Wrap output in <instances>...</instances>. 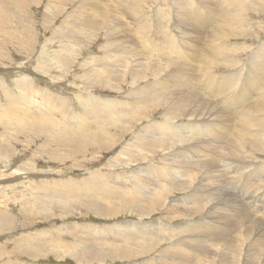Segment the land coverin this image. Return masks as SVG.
<instances>
[{
    "label": "rangeland",
    "instance_id": "rangeland-1",
    "mask_svg": "<svg viewBox=\"0 0 264 264\" xmlns=\"http://www.w3.org/2000/svg\"><path fill=\"white\" fill-rule=\"evenodd\" d=\"M171 1L172 3H174V5L171 3ZM171 1L170 0H162V1L161 0H97L96 2V0H0V264H166V263L168 264L169 263L170 264H240V263L255 264L254 260L259 262L261 260H264L262 254L263 252L261 251L262 249H264V243H263L264 242L263 240L264 239V174H261L260 175L261 177H259L258 175V173L259 174L264 173V142L262 141L263 142L262 146L261 144L257 145L259 151L255 153H252L251 149L248 150L249 148H245L244 151L245 153H241V151L239 150L240 148L238 149L237 147L238 146L237 144L239 143L236 141L244 140L245 142L253 143L256 140L253 137H257V136L251 135L250 133L247 132L243 133L240 129L242 127V123L238 121L240 120L239 117L242 114V112L235 113V112L227 111L228 112L227 113L225 110H220L221 107L226 108L224 106L226 103L223 101L221 102V98H222L221 95L209 96V93L207 92L204 84V83L208 84V86L211 87V92H212V86L209 84L208 77L205 76L206 72L209 70L211 75H214L212 80L217 85L219 84L220 79L224 78V76H230L235 78L238 77L236 84L241 85L242 78L244 80L243 77L244 73H246L249 70V68H251L249 64L253 60V56H252L253 52L264 48L263 46L264 45V0H262L263 2L261 0H259L260 2H258V0L257 1L242 0V2L239 3L237 2L236 4H232L233 0L230 1V3H228L229 0H221V1L220 0H212V1L185 0L188 3L184 2L183 0V3H185L184 7L178 6L177 0H171ZM157 2H159V4ZM223 2L225 3V6ZM240 3H242V5ZM248 3H250V5ZM219 4H221V6ZM168 5H170V7ZM190 5L192 6V8L194 6V8L193 9L190 8L191 7ZM199 5H201L203 9ZM154 6L155 8L153 10ZM186 6H188L189 8L188 7L186 8ZM226 6L227 7L231 6L229 8L234 7V10L231 11L232 9L229 10ZM235 6L238 8H235ZM155 9L156 12H154ZM218 10H220V13L222 12L221 15L223 16H221L220 13H218L219 12ZM226 10H228L229 12L228 11L226 12ZM181 11H183L184 13H181ZM82 13L84 15H82ZM154 13L155 14L158 13L156 14L157 16H155ZM161 14H163V16ZM173 15L174 17H172ZM83 17H88L89 19H91L93 23L91 24L92 26L90 24H86V25L83 24L82 23L84 22L82 20ZM116 17L120 19H117ZM158 17L160 19H158ZM200 17L201 20L203 19L202 21L200 20ZM221 17H223V19ZM228 17H229V22L227 19ZM115 18L118 23L116 22V20H113ZM162 18H164L163 19L164 21L161 20ZM184 18H186L187 20L185 21ZM240 19L242 20V22L240 21ZM155 20L160 22H157ZM80 21L82 24L80 23ZM214 22H216V24H214ZM228 25L231 27L230 29ZM126 26H128L127 28L129 30L126 28ZM130 26L132 28H130ZM202 26L204 28H202ZM242 26H244L245 28ZM137 28L140 29L141 31L140 30L137 31L138 30ZM242 28L244 29L242 30ZM151 29L153 30L151 31ZM177 29L183 34L178 32ZM173 31L177 34H175ZM141 32H143V34ZM122 33L123 34L125 33L124 36ZM216 33L217 34L219 33L221 38L220 40H219V36ZM169 35L172 37L175 44H180L178 46L184 49L181 50L180 48L177 51V49L170 47L171 46L170 42L167 43V39H169ZM178 36L180 40H178L179 39ZM161 39H163L164 41ZM214 39L216 40V42ZM152 42L154 43V46ZM187 42H189L190 44L189 43L187 44ZM210 44L211 45L214 44L215 47H217V45L220 44L217 48H220L219 51L221 52L214 53L213 48ZM125 46L126 48H123ZM127 46L131 48V50ZM250 46H251V50H250ZM126 49L130 51L126 53ZM225 49H227L228 52ZM208 50H210L211 52L213 51L212 52L213 54H217V55L219 54V56L214 55L213 56L215 58L214 59L212 57V53ZM131 51L132 53L130 54ZM159 51L162 53V55ZM145 52H147L148 54ZM156 52L159 54L156 55L157 54ZM231 52H235V53H231ZM249 52L252 54H250ZM165 54L167 55V57ZM194 54L196 56H194ZM233 58H235L236 60ZM250 58L252 60H249ZM160 60L161 63H159ZM176 60H178L179 62H177ZM257 60L259 59L257 58ZM145 61L147 62L149 61V62L147 63ZM216 61L222 62L221 63L222 65H220V63L219 62L217 63ZM223 62L225 64L230 63L229 64L230 67L227 64L224 65ZM170 64L172 65V67H170L171 66ZM194 64H198L199 67L198 65L195 66ZM203 64L205 66H203ZM150 65L151 66L153 65L152 66L153 69ZM173 66L176 68H174ZM160 70L162 71V73ZM169 70L170 72H168ZM185 70H187V72ZM243 70L245 71L243 72ZM155 73H157V75H155ZM231 73L233 76L231 75ZM161 74L162 76H160ZM257 74L253 77V84L258 83V87H261L260 88L261 90H259L258 87L252 89L250 95L252 96V98H250L244 103V109H247L244 111L245 112L250 111V113L248 114L252 116L251 118L252 123L257 124L256 121L258 120L260 121V125L263 124L262 126L264 127V121H263L264 84H262L264 81L263 79L264 75L259 73ZM133 76H137L138 80L133 82L134 80ZM156 76L157 77L159 76V78L156 79ZM216 77H218L219 79L217 78L216 80ZM205 78L207 79V82H204ZM200 80L202 82H200ZM158 81L159 82L163 81L166 83V88H165L166 91L164 88H159V90L156 89L155 92L160 91L159 93H164V94L169 93L168 94L169 96L166 95L168 99L166 97L165 98L171 104L174 102L178 103L179 108L182 109V110L178 109L181 113L175 109L171 110L168 106H166L167 105L165 104L166 99L163 97L157 98L155 97V95L148 96V94L140 93V89H144L145 87H146L145 89H149L153 84H159ZM184 82L186 83V86L184 85ZM28 83L29 85H27ZM170 85L172 86L170 87ZM176 85L179 87H177ZM192 87H194V90H191L193 89ZM200 88H202V90ZM24 89H26L27 91ZM160 89H162L163 91H161ZM196 89L197 90L199 89V91H197ZM136 92H139L141 95L140 96L137 95ZM230 92L231 90L227 91V93H225L224 98L228 99L227 97L229 96ZM217 93L218 92L215 91V93L213 94H217ZM198 94L200 95L198 96ZM207 96L209 97L207 98ZM26 97H30V98H26ZM46 98L50 99L49 100L50 103L47 102L48 105L45 104L47 100ZM82 98L83 100L85 99L89 100L91 98V99H96L98 101L101 99H103L102 101H111V100L120 101L118 105L119 108L122 110V114H121L122 116L118 115V118L122 117V119L115 124L117 125L116 127L113 126L109 127L108 124L105 123V125H107L109 130L111 131V133L108 134L109 137H111L110 138L111 141L112 140L117 141L116 145L113 148L99 149L98 148L99 146H97L94 143H90L89 145L85 146L86 148L84 149L83 152H80V154H78L79 152L74 150L75 148L67 147V143H64L70 141L71 143L76 145L78 138L80 140H83L84 137L86 136L87 131L83 132L81 137H80L81 134L79 132H73L71 134L66 135L67 132L73 130L72 128H67V127L77 125L78 123H84L83 116H81L82 117L81 119H78L81 114V111H83L81 108L82 106L79 107V105H81L80 101L82 100ZM187 98L189 100H186ZM195 98L198 99L196 100ZM203 98H205V100L208 103ZM209 98L210 101H208ZM175 99L178 101H176ZM254 99L256 100V102ZM32 100L33 102H30ZM182 101H184L185 103ZM180 102L184 104H181ZM188 103H190L191 105H187ZM40 105L42 106V108L40 107ZM37 107L38 109H36ZM186 107H188V110L186 109ZM211 107H215V109L213 110L214 113L217 112L216 115L217 114H218L217 116L221 115V117H217L214 114L211 115L208 113L206 114L205 113L206 111L210 112L209 108ZM8 111L10 114L8 113ZM17 111H20L19 114ZM12 112H14V114ZM16 112L17 114H15ZM36 113L37 116L39 115L40 116L39 118L42 120L45 117V120L42 121L39 118L37 119ZM188 113H189V117H185L188 116ZM193 113L196 115H194ZM76 114L77 115L79 114V116H77ZM227 116L230 119H228ZM51 118H55L54 120L57 119L56 121L58 122L57 125L58 127L53 126V122H51L52 121ZM90 118L91 117H89L88 118L89 120L87 119L86 121H90L91 120ZM168 118L172 119V121L169 120ZM185 119H189V120H187L186 122ZM92 121H90L89 124L93 125ZM231 121L233 124L231 123ZM36 122L40 123L39 124L40 126L43 125V128L41 129V127L38 126V124L36 126L35 125ZM48 122L50 123L48 124ZM166 122L167 123L171 122L170 126ZM45 123H47L48 125ZM97 123L99 130H103V127H101L103 126L102 124L104 123L102 116L98 118ZM185 123L198 124V126L200 127H205L204 125L205 123L207 124L206 125L207 127L208 124L214 123L213 125H209V126H213L212 129H214V132L213 133L211 132V135L209 136L198 135L196 140L190 139L189 143H185V141L188 140L187 136H190V134L188 133L180 134L178 131H175L171 133V136H169L170 135L169 134L168 135L169 139H166L162 144L159 143L158 141L156 142H150L151 140L147 141L144 144L142 150L139 149L141 147L139 144L137 146H135L134 144H130L134 140H138V139L140 140V138H138L137 136L138 135L141 136L140 135L141 131L144 129L153 128L160 125L161 128H159V131L160 133H162L166 131L165 125H167V127L169 126V128L174 131V128L172 127L178 128V126L182 127V125L184 127V125H186ZM236 123L239 124L240 127ZM53 127H56L55 129L57 130H54ZM163 128H165V130H163ZM89 133H90L89 137L91 138L93 135L96 134V131L95 130L89 131ZM60 134L65 135V137L62 136L60 139L61 136ZM146 134L148 135V137L149 135L151 136L149 132H147ZM215 134H220L222 138L219 140L216 139L215 141H213L212 144L209 145L211 148L212 147L213 148L212 150L210 148L211 151L207 152V154L203 153L202 151L201 152L197 151L198 153H201L199 155V158H197L198 156H196L195 154L196 149L198 148V150H202L201 146L206 145L209 142V140L213 139V136ZM240 135H241V139H240ZM244 135H246L247 137ZM53 138H57L59 140L56 139L57 140L56 141ZM170 141L172 143H170L169 147L164 146L165 142H170ZM196 145H198L199 147L184 149V147H192ZM178 146H180L181 149L178 148ZM228 146L231 149H228L229 148ZM125 147L134 150L135 151L134 154L138 158L137 157L133 158L132 162L131 160L127 159V155L121 153V151ZM173 148L176 149L174 150ZM175 153L176 154L183 153V155H187L185 157L182 156V158H184L185 160L186 159L189 160L191 158L190 160H195L199 162H209V167H206V169L209 170L210 172L207 171L206 169L205 170L202 169V171H200L198 174L197 181L198 178H201L203 181L198 183L196 182V184L192 182L191 185H188L187 189L177 188L178 190L172 192L169 191V189L173 187L172 186L173 184L171 185L169 184L172 187H169V185H166V187H164L165 185L162 186L166 193L163 192L164 194L160 197L161 198L160 199L158 194L159 193V189H158V191L156 192L157 201L155 202L152 200L150 201L149 205L152 204L153 206H155V208L151 207L153 210L151 209V213L149 215L141 217V215L139 216V213L136 210H122L118 214L105 216V215H100L96 213L95 210L93 211V209L85 206L88 204L82 199L80 193L84 191L83 188H85L86 186L91 187L94 184L96 185L97 182L102 187L108 186L110 184L108 186L109 191L113 193L115 192V194L119 195L120 191H118V189L122 188L120 187L121 185L119 184L122 183L123 184L122 186L126 185L125 189L127 190V194L129 195L131 193L130 196H133V194H135V191H133L134 183L130 182L128 180L129 177L127 176L133 173H135L136 176H144V174L137 173V170L144 169L143 165H140L141 161H143L142 160L143 155L146 154L148 156V159L150 161L147 162L149 164L151 163L152 159H154L153 160L155 161L154 163L157 164L159 163L160 160H163L164 162L165 158L170 157L172 154ZM204 156L205 159L207 158L208 159L205 160ZM231 156L234 159L233 158L231 159ZM218 157L220 160H218ZM239 158L241 159V162ZM236 159L239 161H236ZM232 160L235 162H233ZM170 161L172 162V159L169 160L167 163H171ZM219 161L222 162L223 165L222 163L220 164ZM220 167L222 170H220ZM124 170L125 172H122ZM258 170H260L261 172H258ZM118 173H123V174L117 175ZM244 174L246 175L244 176ZM248 174L250 175L248 176ZM238 175L242 177L241 180L235 179V177ZM255 176L256 177L258 176L257 180L256 178H254ZM245 177L247 178V180ZM68 181L70 184L68 183ZM187 181L188 179L184 178L183 180L177 182L178 183L183 182L184 184V182L187 183ZM156 182L154 186H150V187L156 188L155 186H157V184L160 183L158 180H156ZM203 183L209 184V185L206 184L208 186L206 188L208 194L211 195L210 196L211 199L209 198L207 202H210V205H213L211 207L206 206L207 204V202L205 201L206 200L205 195L207 194L206 188L199 187V189H201L200 193L196 191L198 189H195L196 187L201 186ZM245 183L248 185H246ZM254 183H255V187H259V190L252 188L254 187ZM117 185H119V188L116 190ZM180 186L181 185L179 184L178 187ZM129 188L130 189L133 188L132 191L129 190ZM194 191H195L194 193L195 196L193 197L194 200L191 207L190 205H187V202L189 200L188 198H191V196L189 195L193 194ZM197 193L199 194V196H197L198 195ZM165 198L167 200L162 201L165 200ZM157 203L158 205L156 207ZM173 203H177L179 206L174 205ZM194 203L199 205V208L196 207ZM126 205L130 206L124 200L117 201L110 199L102 207L121 208V207H125ZM173 205L175 207H173ZM185 209L187 210L184 212ZM176 210L178 213L175 212ZM239 211L242 212L240 213ZM168 216L170 218H168ZM162 217L167 218L163 223V225L166 227L164 228L163 226L164 229L161 228L162 230L159 231V228L156 227H158L159 225L158 222L162 221L160 220ZM221 218L223 219V221ZM202 221H208V225L210 224L209 225L210 228H212V226L213 227L221 226L220 227L221 230L218 231L215 230V232L209 230L207 232L204 231V233L202 234H204V236H206L208 240L206 242H203L204 244L201 243L199 245H196L195 246L196 249L191 248V246H193L194 244H192L193 241L188 239L195 237L194 235L195 233H197V228L191 227L189 230L187 224L189 225L191 224V226H194L196 225L195 223L198 222L197 223L198 226V224H203L200 223ZM220 221H222L223 223ZM144 222H146V224ZM127 223L128 225H131L130 227L133 228L134 230L133 231L132 229H126L127 233L128 230H130L129 231L130 234H134L137 232L135 230L138 229L137 225L141 227L139 228V234H138L139 237L140 236L141 237L138 240L144 239L142 237L143 231L141 230L146 229L144 235L147 236L146 237L147 239L151 238L149 240L150 242L149 241L146 242L150 247L147 245H145L146 246L145 247L144 244L146 243H144L142 246L139 247L135 243L134 245H130L127 242L123 244L124 247L121 246V248L119 246H109L110 247L109 250H107L105 246H104L105 248L103 247L97 248L100 244H97L93 248L87 246L89 245L88 243L92 241V239H94V237L92 238V236H88V235H90V233H94L96 235L98 232V231L96 232L95 228H98V230L101 232H102V228L113 229L115 231H118L120 228L123 229V226L126 227L127 225L125 224ZM223 224L227 227H225ZM147 225L149 226V228L147 227ZM73 227L76 229H74ZM89 227L90 228L92 227L94 229L92 230V228L90 229ZM238 227H240L239 230ZM150 228H152V230L153 229L155 230L151 231ZM168 228L169 229L173 228V230L176 231V234L178 233L179 236L178 234L177 236L173 234V236L170 237V235L172 234L167 233ZM148 229L150 230V232L147 231ZM186 229L189 232H187ZM84 231L86 233L88 232V234H86ZM103 231L106 230L104 229ZM163 231L166 232L164 233ZM148 232L151 233L152 235L150 236ZM229 232L232 234H230ZM108 233L110 234V232ZM221 234L223 236L225 235L224 236L225 239L218 240V237L219 238L222 237ZM112 235H115V233H112ZM155 235L157 240L155 238ZM159 235L161 237H159ZM211 235H213L214 236L213 238L215 239L209 238L211 237ZM78 236L83 242L80 241ZM152 236L154 237L152 238ZM184 236L190 237V238H186L189 242H191L189 245H186L187 241H181V239H183ZM234 236H236V239L234 238ZM104 237L107 238V235L105 234ZM118 237L117 240L122 239L121 238L122 236H118ZM165 237L167 238L165 239ZM39 238L40 241H38ZM101 238L102 237H99V239ZM155 240L158 241V243ZM128 241H135V240L129 238ZM233 241H235L234 242L235 244L233 243ZM249 241L252 244V250L255 249L254 254H252L253 251L249 252V247L247 248V246H245V245L249 246L250 244ZM153 242H154V246H153ZM170 243L172 246L170 245ZM205 243L208 245H205ZM34 244L37 245L36 248L32 247ZM46 245L47 247H44ZM142 250L143 253L145 252V254H141ZM177 251L178 252L180 251L181 253L180 252L178 253ZM257 251H259L258 254H256ZM108 255L110 256L108 257ZM96 256L98 258H96ZM252 256H254V260L251 258ZM196 257H198L199 259H197ZM183 258H185L186 260H183ZM166 259L169 262L166 261ZM174 260L176 261L174 262ZM196 260L198 261L196 262Z\"/></svg>",
    "mask_w": 264,
    "mask_h": 264
},
{
    "label": "bare ground",
    "instance_id": "bare-ground-1",
    "mask_svg": "<svg viewBox=\"0 0 264 264\" xmlns=\"http://www.w3.org/2000/svg\"><path fill=\"white\" fill-rule=\"evenodd\" d=\"M162 1V0H161ZM171 1V0H170ZM189 1V0H188ZM191 1V0H190ZM205 1V0H204ZM210 1H212V0H210ZM221 1V0H220ZM230 1H232V0H229V2L228 3H230ZM257 1V0H256ZM262 1V0H261ZM96 2H97V0H96ZM137 2V1H136ZM147 2V1H146ZM165 2V1H164ZM163 2V3H164ZM174 2V1H173ZM176 2V1H175ZM184 2H186L185 0H184ZM196 2V1H195ZM217 2V1H216ZM225 2V1H224ZM223 2V4H224V6H225V3ZM227 2V1H226ZM239 3V2H242V0H233V3L232 4H236V3ZM245 2V1H244ZM258 2H260L259 0H258ZM263 2V1H262ZM115 3V2H114ZM158 4H159V2H157ZM161 3V2H160ZM171 3H172V1H171ZM186 3H188V2H186ZM190 3V2H189ZM193 3V2H192ZM198 3V2H197ZM246 3V2H245ZM53 4V3H52ZM98 4V3H97ZM120 4V3H119ZM147 4V3H146ZM170 4V3H169ZM173 5H174V3H172ZM177 4H178V6H180V7H184V5H185V3H183V0H177ZM194 4V3H193ZM192 4V5H193ZM199 4H200V2H199ZM202 4V3H201ZM241 5H242V3H240ZM249 5H250V3H248ZM130 5V4H129ZM135 5H137V4H135ZM142 5V4H141ZM155 5H157V4H155ZM162 5H164V4H162ZM172 5V6H173ZM215 5V4H214ZM220 6H221V4H219ZM231 5V4H230ZM246 5V4H245ZM121 6V5H120ZM143 6V5H142ZM153 6V5H152ZM169 7H170V5H168ZM172 6H171V8H172ZM189 6V5H188ZM188 6H186V8L188 7ZM191 6V5H190ZM196 6V5H195ZM199 6H201V5H199ZM198 6V7H199ZM205 6H207V5H205ZM210 6H212V5H210ZM234 6V5H233ZM240 6V5H239ZM122 7V6H121ZM147 7V6H146ZM149 7V6H148ZM168 7V8H169ZM174 7V6H173ZM223 7V6H222ZM227 7V6H226ZM229 7H231V6H228L227 8L230 10V9H232L231 11H233L234 10V7L233 8H229ZM105 8V7H104ZM103 8V9H104ZM132 8H134V7H132ZM151 8V7H150ZM154 8H155V6L153 7V10H154ZM158 8H160V7H158ZM189 8V7H188ZM190 8H192V6L190 7ZM193 8H194V6H193ZM192 8V9H193ZM201 8H202V6H201ZM205 8V7H204ZM212 8V7H211ZM215 8V7H214ZM235 8H238V7H236L235 6ZM243 8V7H242ZM125 9V8H124ZM139 9V8H138ZM176 9V8H175ZM181 9H183V8H181ZM203 9V8H202ZM208 9V8H207ZM207 9H206V11H207ZM251 9V8H250ZM84 10V9H83ZM135 10V9H134ZM159 10V9H158ZM172 10V9H171ZM170 10V11H171ZM177 10H179V9H177ZM176 10V11H177ZM185 10V9H184ZM211 10V9H210ZM221 10V9H220ZM220 10H218L219 12L218 13H220ZM91 11V10H90ZM123 11V10H122ZM129 11V10H128ZM162 11V10H161ZM204 11V10H203ZM224 11H225V9H224ZM228 10H226V12H227ZM245 11H246V9H245ZM88 12V11H87ZM126 12V11H125ZM124 12V13H125ZM138 12V11H137ZM154 12H156V9H155V11ZM159 12V11H158ZM167 12V11H166ZM188 12V11H187ZM194 12V11H193ZM198 12V11H197ZM229 12V11H228ZM239 12V11H238ZM91 13V12H90ZM118 13V12H117ZM130 13V12H129ZM163 13V12H162ZM170 13V12H169ZM174 13V12H173ZM181 13H184L183 11H181ZM202 13V12H201ZM222 13V12H221ZM221 13H220V15H221ZM233 13V12H232ZM236 13V12H235ZM234 13V14H235ZM80 14V13H79ZM79 14H76V15H79ZM123 14V13H122ZM155 14V13H154ZM156 14H158V13H156ZM155 14V16H157ZM176 14V13H175ZM186 14V13H185ZM192 14V13H191ZM200 14V13H199ZM215 14V13H214ZM227 14V13H226ZM234 14H232V15H234ZM81 15V14H80ZM82 15H84L83 13H82ZM124 15V14H123ZM126 15H128V14H126ZM125 15V16H126ZM138 15V14H137ZM149 15V14H148ZM162 16H163V14H161ZM160 15V16H161ZM169 15V14H168ZM177 15V14H176ZM228 15H229V13H228ZM259 15V14H258ZM99 16V15H98ZM147 16V15H146ZM153 16V15H152ZM151 16V17H152ZM161 16V17H162ZM187 16H189V15H187ZM212 16V15H211ZM221 16H223V15H221ZM241 16V15H240ZM80 17H82V16H80ZM89 17V16H88ZM88 17H83L82 18V20L84 21V22H82L83 24H93L92 23V20L91 19H89ZM97 17V16H96ZM103 17V16H102ZM150 17V18H151ZM154 17V16H153ZM171 17V16H170ZM172 17H174V15L172 16ZM194 17V16H193ZM224 17H226V16H224ZM230 17H232V16H230ZM236 17V16H235ZM93 18V17H92ZM117 18V17H116ZM116 18L115 19H113V20H116ZM132 18H134V17H132ZM187 18V17H186ZM186 18H184L185 19V21L187 20ZM196 18H197V16H196ZM214 18V17H213ZM222 19H223V17H221ZM239 18V17H238ZM237 18V19H238ZM107 19V18H106ZM117 19H120V18H117ZM124 19H125V17H124ZM123 19V20H124ZM158 19H160L159 17H158ZM164 18H162L161 20H163ZM173 19V18H172ZM179 19V18H178ZM212 19V18H211ZM220 19V18H219ZM228 19V22H229V17L227 18ZM226 19V20H227ZM79 20H81V19H79ZM96 20V19H95ZM112 20V21H113ZM123 20H122V23H123ZM167 20V19H166ZM177 20V19H176ZM191 20V19H190ZM194 20V19H193ZM199 20V19H198ZM200 20H201V17H200ZM203 20V19H202ZM201 20V21H202ZM206 20V19H205ZM208 20H210V19H208ZM216 20H218V19H216ZM232 20H234V19H232ZM98 21V20H97ZM102 21H104V20H102ZM146 21V20H145ZM155 21H157V20H155ZM164 21V20H163ZM168 21V20H167ZM219 21H221V20H219ZM224 21V20H223ZM240 21L242 22V20L240 19ZM114 22V21H113ZM116 22H117V20H116ZM121 22V21H120ZM157 22H160V21H157ZM208 22V21H207ZM234 22V21H233ZM232 22V23H233ZM239 22V21H238ZM80 23H81V21H80ZM81 23V24H82ZM115 23V22H114ZM118 23V22H117ZM116 23V24H117ZM121 23V24H122ZM127 23V22H126ZM128 23H130V22H128ZM156 23V22H155ZM168 23V22H167ZM185 23V22H184ZM191 23V22H190ZM110 24V23H109ZM115 24V25H116ZM165 24V23H164ZM170 24V23H169ZM175 24V23H174ZM189 24V23H188ZM214 24H216V22H214ZM219 24V23H218ZM234 24H236V23H234ZM246 24V23H245ZM248 24V23H247ZM119 25V24H118ZM136 25V24H135ZM142 25V24H141ZM145 25V24H144ZM147 25H149V24H147ZM146 25V26H147ZM157 25H158V23H157ZM168 25V24H167ZM176 25V24H175ZM187 25V24H186ZM213 25V24H212ZM220 25V24H219ZM237 25H239V24H237ZM237 25H236V28H237ZM88 26V25H87ZM92 26V25H91ZM125 26V25H124ZM123 26V27H124ZM132 26V25H131ZM130 26V28H132ZM137 26V25H136ZM163 26V25H162ZM172 26V25H171ZM170 26V27H171ZM180 26V25H179ZM181 26H182V24H181ZM217 26V25H216ZM234 26V25H233ZM232 26V27H233ZM239 26H241V25H239ZM113 27V26H112ZM128 26H126V28H127ZM160 27V26H159ZM165 27V26H164ZM189 27V26H188ZM223 27V26H222ZM221 27V28H222ZM228 27H229V29L231 28L229 25H228ZM227 27V28H228ZM242 27H244V26H242ZM114 28V27H113ZM125 28V29H126ZM133 28H134V26H133ZM153 28V27H152ZM172 28V27H171ZM202 28H204L203 26H202ZM206 28V27H205ZM212 28H213V26H212ZM219 28V27H218ZM234 28V27H233ZM245 28V27H244ZM244 28H242V30L244 29ZM128 29V28H127ZM138 29V28H137ZM155 29H156V27H155ZM158 29V28H157ZM166 29V28H165ZM168 29V28H167ZM170 29V28H169ZM192 29V28H191ZM196 29V28H195ZM215 29V28H214ZM129 30V29H128ZM140 29H138L137 31H139ZM153 29H151V31H152ZM173 30V29H172ZM178 30V29H177ZM184 30V29H183ZM182 30V31H183ZM188 30V29H187ZM203 30V29H202ZM220 30V29H219ZM237 30H239V29H237ZM132 31V30H131ZM141 31V30H140ZM156 31V30H155ZM190 31V30H189ZM210 31H211V29H210ZM118 32H120V31H118ZM124 32V31H123ZM126 32V31H125ZM169 32V31H168ZM174 32V31H173ZM177 32V31H176ZM178 32H180L179 30H178ZM194 32V31H193ZM127 33V32H126ZM138 33V32H137ZM142 34H143V32H141ZM154 33V32H153ZM175 33V32H174ZM181 34H183L182 32H180ZM179 33V34H180ZM200 33V32H199ZM212 33V32H211ZM220 33V32H219ZM219 33L217 34L218 36H219V40L221 39L220 38V35H219ZM228 33V32H227ZM123 34V33H122ZM125 34V33H124ZM124 34H123V36H124ZM132 34V33H131ZM150 34V33H149ZM157 34H158V32H157ZM168 34V33H167ZM170 34V33H169ZM175 34H177V33H175ZM180 34V35H181ZM189 34V33H188ZM192 34V33H191ZM208 34V33H207ZM134 35V34H133ZM161 35V34H160ZM185 35H187V34H185ZM212 35V34H211ZM216 35V36H217ZM230 35V34H229ZM238 35V34H237ZM158 36V35H157ZM156 36V37H157ZM222 36V35H221ZM159 37V36H158ZM165 37V36H164ZM203 37H204V34H203ZM233 37V36H232ZM136 38H137V36H136ZM146 38V37H145ZM152 38V37H151ZM178 38H179V36H178ZM190 38V37H189ZM211 38V37H210ZM213 38V37H212ZM121 39V38H120ZM130 39V38H129ZM147 39V38H146ZM159 39V38H158ZM176 39H177V37H176ZM194 39V38H193ZM217 39V38H216ZM228 39H229V37H228ZM141 40V39H140ZM149 40V39H148ZM154 40V39H153ZM161 40H163V39H161ZM178 40H180V38L178 39ZM177 40V41H178ZM197 40V39H196ZM206 40V39H205ZM211 40V39H210ZM215 40V39H214ZM118 41V40H117ZM125 41V40H124ZM136 41V40H135ZM151 41V40H150ZM164 41V40H163ZM166 41V40H165ZM192 41V40H191ZM213 41V40H212ZM218 41V40H217ZM228 41V40H227ZM120 42V41H119ZM127 42V41H126ZM154 42V41H153ZM152 42V43H153ZM159 42V41H158ZM170 42V47H172V48H175V49H177V51L181 48L180 46H178V45H180V44H175V42L173 41V39H172V37L169 35V39H167V43H169ZM182 42V41H181ZM211 42V41H210ZM214 42V41H213ZM215 42H216V40H215ZM122 43V42H121ZM136 43V42H135ZM152 43H150V44H152ZM165 43V42H164ZM179 43H180V41H179ZM184 43V42H183ZM189 42H187V44H188ZM219 43V42H218ZM261 43V42H260ZM116 44H118V43H116ZM129 44V43H128ZM159 44V43H158ZM190 44V43H189ZM203 44V43H202ZM205 44V43H204ZM220 44H221V42H220ZM219 44V45H220ZM248 44V43H247ZM135 45V44H134ZM138 45V44H137ZM169 45V44H168ZM194 45V44H193ZM211 45V44H210ZM217 45V44H216ZM219 45H217V47L219 46ZM227 45V44H226ZM229 45V44H228ZM230 45H232V44H230ZM234 45V44H233ZM239 45V44H238ZM118 46V45H117ZM123 46V45H122ZM130 46V45H129ZM140 46V45H139ZM152 46V45H151ZM153 46H154V43H153ZM156 46H157V44H156ZM162 46V45H161ZM189 46V45H188ZM191 46V45H190ZM203 46V45H202ZM212 46V48H213V51H214V53H219V52H221V51H219V49L220 48H217V47H215V45L213 44V45H211ZM210 46V47H211ZM222 46V45H221ZM245 46V45H244ZM264 46V45H263ZM119 47V46H118ZM117 47V48H118ZM128 47V46H127ZM131 47V46H130ZM145 47V46H144ZM182 47H183V45H182ZM186 47V46H185ZM215 47V48H214ZM226 47V46H225ZM256 47H258V46H256ZM123 48H126V46L125 47H123ZM129 48V47H128ZM134 48H135V46H134ZM147 48V47H146ZM154 48V47H153ZM164 48V47H163ZM171 48V49H172ZM192 48V47H191ZM201 48V47H200ZM204 48V47H203ZM212 48H210V49H212ZM222 48V47H221ZM223 48H224V46H223ZM222 48V49H223ZM228 48V47H227ZM229 48H230V46H229ZM237 48V47H236ZM236 48H234V49H236ZM253 48V47H252ZM263 48V47H262ZM119 49V48H118ZM130 50H131V48H129ZM133 49V48H132ZM138 49H140V48H138ZM155 49V48H154ZM166 49V48H165ZM164 49V50H165ZM184 49V48H183ZM182 48H181V50H183ZM209 49V48H208ZM243 49V48H242ZM254 49V48H253ZM120 50V49H119ZM130 50H127L126 49V53L128 52V51H130ZM168 50V49H167ZM170 50V49H169ZM226 51H227V49H225ZM241 50V49H240ZM249 50V49H248ZM250 50H251V46H250ZM124 51V50H123ZM132 51H134V50H132ZM132 51L130 52V54L132 53ZM139 51V50H138ZM144 51V50H143ZM163 51V50H162ZM166 51V50H165ZM206 51V50H205ZM208 51H210V50H208ZM212 51V52H213ZM253 51V50H252ZM160 52V51H159ZM174 52V51H173ZM185 52V51H184ZM211 52V51H210ZM211 52V53H212ZM228 52V51H227ZM230 52V51H229ZM237 52H238V50H237ZM251 52V51H250ZM249 52V53H250ZM144 53V52H143ZM145 53H147V52H145ZM157 53V52H156ZM161 53V52H160ZM176 53V52H175ZM191 53V52H190ZM208 53V52H207ZM224 53V52H223ZM231 53H235V52H231ZM148 54V53H147ZM159 53H157L156 55H158ZM179 54V53H178ZM226 54V53H225ZM248 54V53H247ZM250 54H252V53H250ZM133 55V54H132ZM136 55V54H135ZM138 55V54H137ZM161 55H162V53H161ZM166 55V54H165ZM167 55H168V53H167ZM167 55H166V57H167ZM176 55V54H175ZM181 55V54H180ZM214 55H216V56H219V54L217 55V54H213L212 53V57L214 56ZM238 55V54H237ZM194 56H196L195 54H194ZM197 56H199V55H197ZM208 56V55H207ZM252 56H253V60L250 58L249 60H252L251 62H250V64H249V66H251V68H249V70L246 72V73H244V75H243V77H244V80H243V78H242V82H241V85H238V84H236V81H237V78L238 77H230V76H224V78H222V79H220V81H219V84L217 85V84H215L214 83V81L212 80L213 79V76L214 75H211V73L209 72V70L206 72V74H205V76H207L208 77V80H209V84L212 86V92H211V87H209L208 86V84H206V83H204L205 84V88H206V90H207V92L209 93V96L211 95H214V96H220L221 95V102L223 101V102H225L226 104L224 105L226 108H224V107H221L220 108V110H225L226 112L228 111V112H238V113H241L242 112V114L240 115V120H238V121H240L241 123H242V127L240 128L241 129V131L243 132V133H250L251 135H255V136H257V137H253L254 139H256L255 140V142H253V143H249V142H245L244 140H237L236 142H238L239 144H237L236 146L238 147V149L241 151V153H245L244 151H245V148H249L248 150H250L251 149V152L252 153H255V152H257V151H259V148H258V144H261V146H262V143L264 142V127L262 126L263 124H261L260 125V121H256V123L257 124H255V123H252V120H251V118H252V116H250L248 113H250V111H244V110H247V109H244V103L247 101V100H249L250 98H252V96H250L251 95V91H252V89H255V88H257L258 87V83L257 84H253V77L257 74V73H259V74H263L264 75V48L263 49H260V50H256L255 52H253V54H252ZM148 57V56H147ZM191 57V56H190ZM193 57V56H192ZM204 57H205V55H204ZM228 57V56H227ZM238 57V56H237ZM127 58V57H126ZM142 58V57H141ZM189 58V57H188ZM214 58V57H213ZM220 58V57H219ZM222 58V57H221ZM230 58V57H229ZM240 58V57H239ZM257 58L260 60H257ZM156 59V58H155ZM168 59V58H167ZM196 59H197V57H196ZM215 59V58H214ZM213 59V60H214ZM233 59H235V58H233ZM151 60H154V59H151ZM180 60V59H179ZM212 60V59H211ZM226 60V59H225ZM228 60V59H227ZM236 60V59H235ZM238 60V59H237ZM248 60V59H247ZM156 61H158V60H156ZM177 62H179L178 60H176ZM220 61V60H219ZM218 61V62H219ZM229 61V60H228ZM145 62H147V61H145ZM149 62V61H148ZM147 62V63H148ZM166 62V61H165ZM172 62V61H171ZM201 62V61H200ZM212 62V61H211ZM214 62V61H213ZM217 62V61H216ZM217 62V63H218ZM225 62V61H224ZM223 62V64L224 65H226L225 63ZM235 62V61H234ZM143 63V62H142ZM146 63V64H147ZM154 63H156V62H154ZM158 63V62H157ZM159 63H161V60L159 61ZM188 63V62H187ZM192 63V62H191ZM202 63V62H201ZM210 63V62H209ZM220 63V65H222L221 63L222 62H219ZM123 64V63H122ZM128 64V63H127ZM172 64V63H171ZM170 64V65H171ZM185 64V63H184ZM215 64V63H214ZM230 64V63H229ZM229 64H227V65H229ZM232 64V63H231ZM126 65V64H125ZM148 65V64H147ZM160 65V64H159ZM158 65V66H159ZM168 65V64H167ZM173 65V64H172ZM172 65L170 66V67H172ZM178 65V64H177ZM176 65V66H177ZM189 65V64H188ZM195 66L196 65H198V64H194ZM212 65H213V63H212ZM235 65V64H234ZM238 65V64H237ZM119 66V65H118ZM151 66V65H150ZM153 66V65H152ZM151 66V67H152ZM190 66V65H189ZM203 66H205L204 64H203ZM202 66V67H203ZM206 66H207V64H206ZM208 66H209V64H208ZM210 66H211V64H210ZM236 66V65H235ZM240 66V65H239ZM146 67H149V66H146ZM156 67V66H155ZM161 67H162V65H161ZM169 67V68H170ZM174 67V66H173ZM193 67V66H192ZM198 67H199V65H198ZM229 67H230V65H229ZM242 67V66H241ZM174 68H176V67H174ZM182 68H184V67H182ZM189 68V67H188ZM197 68V67H196ZM204 68H207V67H204ZM237 68V67H236ZM240 68V67H239ZM238 68V69H239ZM136 69V68H135ZM152 69H153V67H152ZM157 69V68H156ZM162 69V68H161ZM172 69V68H171ZM193 69V68H192ZM200 69V68H199ZM198 69V70H199ZM234 69V68H233ZM132 70V69H131ZM137 70V69H136ZM164 70V69H163ZM167 70V69H166ZM179 70V69H178ZM207 70V69H206ZM212 70V69H211ZM210 70V71H211ZM215 70H217V69H215ZM215 70H214V72H215ZM230 70V69H229ZM235 70V69H234ZM241 70V69H240ZM240 70H238V71H240ZM158 71V70H157ZM161 71V70H160ZM186 72H187V70H185ZM189 71H191V70H189ZM245 70H243V72H244ZM134 72V71H133ZM137 72H139V71H137ZM148 72V71H147ZM155 72H156V70H155ZM164 72V71H163ZM167 72V71H166ZM168 72H170V70L168 71ZM173 72V71H172ZM131 73H132V71H131ZM136 73V72H135ZM141 73H142V70H141ZM146 73V72H145ZM153 73V72H152ZM161 73H162V71H161ZM203 73V72H202ZM239 73V72H238ZM123 74V73H122ZM165 74V73H164ZM188 74H191V73H188ZM236 74V73H235ZM136 75V74H135ZM138 75H139V73H138ZM143 75V74H142ZM141 75V76H142ZM144 75H146V74H144ZM148 75V74H147ZM155 75H157V73H155ZM168 75V74H167ZM173 75V74H172ZM231 75H232V73H231ZM258 75V74H257ZM160 76H162V74L160 75ZM222 76V75H221ZM233 76V75H232ZM236 76H238V75H236ZM262 76V75H261ZM155 77V76H154ZM218 77H219V75H218ZM218 77H216V80H217V78ZM242 77V76H241ZM144 78V77H143ZM152 78V77H151ZM157 78H159V76L157 77L156 76V79ZM165 78V77H164ZM170 78V77H169ZM174 78H175V76H174ZM257 78V77H256ZM262 78V77H261ZM133 82H135L136 80H138V77L137 76H133ZM162 79V78H161ZM219 79V78H218ZM264 79V78H263ZM21 80H23V79H21ZM20 80V81H21ZM144 80H146V79H144ZM154 80V79H153ZM152 80V81H153ZM202 80V79H201ZM200 80V82H202ZM205 81L204 82H207V79L205 78L204 79ZM25 81V80H24ZM155 81V80H154ZM181 81V80H180ZM256 81V80H255ZM43 82V81H42ZM148 82V81H147ZM159 82V81H158ZM257 82V81H256ZM259 82V81H258ZM20 83V82H19ZM32 83V82H31ZM151 83V82H150ZM157 83V82H156ZM183 83V82H182ZM239 83H240V81H239ZM21 84V83H20ZM262 84H264V81H263V83ZM27 85H29V83L27 84ZM173 85V84H172ZM172 85H170V87L172 86ZM184 85L186 86V83L184 82ZM167 86H168V84H167ZM177 86V85H176ZM254 86V87H253ZM22 87H24V86H22ZM149 87V86H148ZM174 87V86H173ZM177 87H179V86H177ZM146 88V87H145ZM140 89V93L141 94H148V96L149 95H155V97H157V98H159V97H163V98H167V96L166 95H168V94H164V93H159V92H155V90L156 89H158L159 90V88H166V83L165 82H163V81H160L159 82V84H153L149 89ZM181 88H182V86H181ZM193 89H191V90H194V87H192ZM199 88V87H198ZM203 88V87H202ZM202 88H200L201 90H202ZM234 88H236V89H234ZM261 87H258V89L259 90H261L260 89ZM22 89V88H21ZM28 89H30V88H28ZM180 89V88H179ZM188 89V88H187ZM24 90H26V89H24ZM161 91H163L162 89H160ZM174 90V89H173ZM172 90V91H173ZM197 90V89H196ZM231 90V92L229 93V96L227 97L228 99H226V98H224L225 97V93H227V91H230ZM27 91V90H26ZM36 91V90H35ZM134 91V90H133ZM165 91H166V89H165ZM197 91H199V89L197 90ZM196 91V92H197ZM215 91H217L218 93L217 94H213V93H215ZM255 91V90H254ZM193 92V91H192ZM203 92V91H202ZM201 92V93H202ZM35 93H37V92H35ZM139 92H136V94L137 95H141ZM159 93V94H158ZM166 93V92H165ZM134 94H135V92H134ZM195 94V93H194ZM205 94V93H204ZM258 94V93H257ZM262 94V93H261ZM264 94V93H263ZM30 95V94H29ZM28 95V96H29ZM91 95V94H90ZM133 95V94H132ZM171 95H172V92H171ZM191 95V94H190ZM193 95V94H192ZM197 95V94H196ZM200 94H198V96H199ZM35 96V95H34ZM93 96V95H92ZM98 96V95H97ZM169 96V95H168ZM204 96V95H203ZM209 96H207V98L209 97ZM213 96V97H214ZM260 96V95H259ZM16 97V96H15ZM50 97V96H49ZM80 97V96H79ZM129 97H130V95H129ZM152 97H154V96H152ZM193 97V96H192ZM201 97V96H200ZM261 97V96H260ZM17 98H18V96H17ZM26 98H30V97H26ZM51 98V97H50ZM81 98V97H80ZM92 98V97H91ZM85 99V100H83V98H82V100L80 101V103H81V105H79V107L80 106H82L81 108H82V110L83 111H81V114H80V116H79V114L77 115V116H79V118L78 117H76V118H78V119H81L82 117L81 116H83V118H84V123H78L77 125H74V126H70L68 123V125L70 126V127H67L66 125V127L67 128H72L73 130L72 131H70V132H67V131H64V132H67L66 133V135L67 134H71V133H73V132H79L81 135H80V137L82 136V134H83V132H85V131H87V133H86V136L84 137V139L83 140H80L79 138L77 139V144L75 145V144H73V143H71L70 141H68V142H64V143H67V147H70V148H75L74 150H76L77 152H79L78 154H80V152H83L84 151V149L86 148L85 146H87V145H89L90 143H94V144H96L97 146H99L98 148L99 149H103V148H107V149H111V148H113L115 145H116V142L117 141H111V137H109V133H111V131L109 130V128H108V126L109 127H116L117 125H115L116 123H118L121 119H122V110L119 108V102L120 101H117V100H111V101H102L103 99H101V100H96V99ZM132 98V97H131ZM150 98H151V96H150ZM165 98V99H166ZM171 98V97H170ZM175 98V97H174ZM182 98V97H181ZM202 98V97H201ZM206 98V99H207ZM211 98V97H210ZM210 98H209V100L208 101H210ZM257 98V97H256ZM262 98V97H261ZM263 98H264V96H263ZM36 99V98H35ZM47 100H46V105H48L47 104V102L48 103H50V99H48V98H46ZM64 99V98H63ZM156 99V98H155ZM168 99V98H167ZM166 99V103L165 104H167L166 106H168L171 110H178V109H181V108H179V104L178 103H175L174 101V103H175V105H174V103H169V101ZM178 99V98H177ZM193 99V98H192ZM196 99V98H195ZM198 99V98H197ZM196 99V100H197ZM204 100H205V98H203ZM258 99V98H257ZM25 100V99H24ZM119 100V99H118ZM176 100V99H175ZM179 100H180V98H179ZM186 100H189L188 98L186 99ZM253 100V99H252ZM255 100V99H254ZM36 101V100H35ZM35 101H34V103H35ZM53 101V100H52ZM69 101V100H68ZM176 101H178V100H176ZM206 101V100H205ZM220 101V100H219ZM260 101V100H259ZM24 102V101H23ZM30 102H33V100L32 101H30ZM41 102V101H40ZM45 102V101H44ZM102 102V103H101ZM154 102V101H153ZM157 102V101H156ZM159 102V101H158ZM162 102H164V101H162ZM182 102H184V101H182ZM192 102V101H191ZM207 102V101H206ZM205 102V103H206ZM252 102V101H251ZM255 102H256V100H255ZM19 103V102H18ZM63 103V102H62ZM160 103V102H159ZM158 103V104H159ZM181 103V102H180ZM185 103V102H184ZM184 103H181V104H184ZM208 103V102H207ZM212 103V102H211ZM254 103V102H253ZM13 104V103H12ZM27 104V103H26ZM38 104V103H37ZM40 104V103H39ZM120 104H122V103H120ZM164 104V105H165ZM180 104V105H181ZM204 104V103H203ZM214 104V103H213ZM220 104H222V103H220ZM220 104H218V105H220ZM247 104V103H246ZM43 105V104H42ZM45 105V106H46ZM129 105V104H128ZM127 105V106H128ZM157 105V104H156ZM186 105V104H185ZM187 105H191L190 103H188ZM208 105V104H207ZM217 105V104H216ZM19 106V105H18ZM28 106V105H27ZM31 106V105H30ZM37 106V105H36ZM65 106V105H64ZM130 106V105H129ZM165 106V107H166ZM182 106V105H181ZM210 106V105H209ZM263 106V105H262ZM33 107V106H32ZM38 107H39V105H38ZM38 107L36 108V109H38ZM40 107L42 108V106L40 105ZM208 107V106H207ZM117 108H118V110H117ZM122 108V107H121ZM194 108V107H193ZM252 108V107H251ZM258 108V107H257ZM43 109H45V108H43ZM54 109V108H53ZM151 109V108H150ZM186 109L188 110V107H186ZM197 109V108H196ZM200 109V108H199ZM210 109V112H208V111H204L206 114L208 113V114H214L215 116H217L216 115V113H214V109H215V107H211V108H209ZM18 110V109H17ZM57 110V109H56ZM120 110V111H119ZM182 110V109H181ZM194 110V109H193ZM208 110V109H207ZM219 110V109H218ZM7 111V110H6ZM24 111V110H23ZM39 111V110H38ZM179 111V110H178ZM192 111V110H191ZM200 111V110H199ZM253 111V110H252ZM15 112V111H14ZM14 112H12L13 114H14ZM18 112V114H19V112L20 111H17ZM17 112L15 113V114H17ZM36 112V111H35ZM180 112V111H179ZM193 112V111H192ZM221 112H223V111H221ZM227 112V113H228ZM255 112V111H254ZM253 112V113H254ZM8 113H9V111H8ZM22 113H24V112H22ZM41 113V112H40ZM181 113V112H180ZM183 113V112H182ZM261 113V112H260ZM10 114V113H9ZM31 114H33V113H31ZM39 114V113H38ZM43 114V113H42ZM174 114V113H173ZM194 114V113H193ZM224 114V113H223ZM231 114H233V113H231ZM63 115V114H62ZM66 115V114H65ZM118 115H121L120 117L121 118H118ZM179 115V114H178ZM191 115V114H190ZM194 115H196V114H194ZM193 115V116H194ZM198 115V114H197ZM203 115H204V113H203ZM226 115V114H225ZM258 115V114H257ZM264 115V114H263ZM30 116V115H29ZM33 116V115H32ZM35 116V115H34ZM36 116H37V113H36ZM102 116V118H103V120H104V123L102 124L103 126H101V127H103V130H99V127H98V123H97V120H98V118L99 117H101ZM168 116V115H167ZM180 116V115H179ZM192 116V115H191ZM223 116V115H222ZM234 116V115H233ZM262 116V115H261ZM40 116L38 115L37 116V119L39 118ZM44 117V116H43ZM89 117H91L90 119V121H92L93 122V125H91V124H89V122L90 121H86ZM107 117V118H106ZM172 117V116H171ZM185 117H189V113H188V116H185ZM185 117H183V118H185ZM195 117V116H194ZM217 117H221V115L220 116H217ZM224 117V116H223ZM34 118V117H33ZM42 118V117H41ZM47 118V117H46ZM175 118V117H174ZM173 118V119H174ZM178 118V117H177ZM196 118H197V116H196ZM200 118V117H199ZM206 118V117H205ZM227 118L228 119H230L228 116H227ZM232 118V117H231ZM238 118V119H239ZM261 118V117H260ZM40 119V118H39ZM55 118H51V122H53V126H57L58 125V122L56 121V120H54ZM124 119H126V118H124ZM169 119V118H168ZM191 119H193V118H191ZM219 119V118H218ZM220 119H222V118H220ZM254 119V118H253ZM263 119V118H262ZM40 120H42V119H40ZM43 120H45V117H44V119ZM42 120V121H43ZM89 120V119H88ZM130 120V119H129ZM169 120H171L172 121V119H169ZM182 120V119H181ZM186 120V122H187V120H189V119H185ZM34 121V120H33ZM39 121V120H38ZM80 121V120H79ZM233 121V120H232ZM232 121H231V123H232ZM263 121H264V119H263ZM35 122V121H34ZM70 122V121H69ZM75 122H77V121H75ZM128 122V121H127ZM169 122V121H168ZM174 122V121H173ZM205 122V121H204ZM208 122H210V121H208ZM235 122V121H234ZM237 122V121H236ZM239 122V123H240ZM255 122V121H254ZM32 123V122H31ZM50 122H48V124H49ZM105 123H107L108 124V126L107 125H105ZM167 123V122H166ZM171 123V122H170ZM170 123H167L169 126H170ZM230 123V124H231ZM37 124H38V126H40L39 124L40 123H37L36 122V126H37ZM45 124H47V123H45ZM47 124V125H48ZM64 124V123H63ZM71 124V123H70ZM73 124V123H72ZM110 124V125H109ZM153 124V123H152ZM176 124V123H175ZM186 124V123H185ZM202 124V123H201ZM204 124V123H203ZM214 124V123H213ZM213 124H208V127L206 126L207 124L205 123L204 125H205V127H200V126H198V124H194V123H187L186 125H184V127H183V125H182V127L181 126H178V128H175V127H172V128H174V131L172 130V129H170L169 128V126L167 127V125H165V127H166V131H164V132H162V133H160V131H159V128H161V126L160 125H158V126H156V127H153V128H147V129H144V130H142L141 131V136H137L138 138H140V140L138 139V140H134L132 143H130V144H134L135 146H137L138 144L141 146L139 149L140 150H142L143 149V146H144V144L147 142V141H149V140H151L150 142H156V141H158L159 143H163L166 139H169V137H168V135L169 136H171V133H173V132H175V131H178L180 134H183V133H188V134H190V136H187V138H188V140H186L185 141V143H189V141H190V139H193V140H196L197 139V137H198V135H203V136H209V135H211V132L213 133L214 132V129H212V127L213 126H209V125H213ZM233 124V123H232ZM237 124V123H236ZM34 125V126H35ZM52 125V124H51ZM60 125V124H59ZM115 125V126H114ZM150 125V124H149ZM224 125V124H223ZM237 125H239V124H237ZM171 126H172V124H171ZM197 126V127H196ZM231 126V125H230ZM41 127V129L43 128V125H41L40 126ZM40 127H39V129H40ZM49 127V126H48ZM58 127V126H57ZM60 127V126H59ZM97 127V128H96ZM147 127H149V126H147ZM152 127V126H151ZM215 127V126H214ZM217 127V126H216ZM239 127H240V125H239ZM56 127H53V129L54 130H57V129H55ZM64 128V127H63ZM220 128V127H219ZM228 128V127H227ZM59 129V128H58ZM222 129V128H221ZM224 129V128H223ZM231 129H232V127H231ZM238 129V128H237ZM236 129V130H237ZM61 130V129H60ZM70 130V129H69ZM93 130H95L96 131V134L95 135H93L91 138L89 137L90 135V133H89V131H93ZM163 130H165V128H163ZM234 130V129H233ZM98 131V132H97ZM114 131V130H113ZM112 131V132H113ZM217 131V130H216ZM239 131V130H238ZM43 132V131H42ZM51 132V131H50ZM49 132V133H50ZM56 132V131H55ZM59 132V131H58ZM57 132V133H58ZM147 132H149L150 134H151V136L149 135V137H148V135L146 134ZM231 132V131H230ZM54 133V132H53ZM60 133H62V132H60ZM219 133V132H218ZM238 133V132H237ZM236 133V134H237ZM51 134V133H50ZM64 134V133H63ZM59 135L60 136V139H61V137L62 136H64L65 137V135ZM234 134V133H233ZM239 134V133H238ZM241 134V133H240ZM54 135V134H53ZM159 135V136H158ZM249 135V134H248ZM234 136V135H233ZM244 136H246V135H244ZM63 137V138H64ZM89 137V138H88ZM235 137V136H234ZM247 137V136H246ZM57 138H58V136H57ZM57 138H53L54 140H56ZM86 138H88V139H86ZM113 138H115V137H113ZM207 138V137H206ZM209 138V137H208ZM222 138V136L220 135V134H215L214 136H213V139H211V140H209V142L206 144V145H203V146H201L202 147V150H198V148L197 147H199L198 145H196V146H192V147H184V149H191V148H197L196 149V151H195V154H196V156H198L197 158H199V155L201 154V153H198L197 151H199V152H203V153H206L207 154V152H209V151H211L212 150V148L209 146L210 144H212L213 143V141H215L216 139L217 140H219V139H221ZM232 139V138H231ZM240 139H241V135H240ZM249 139V138H248ZM57 140H59V139H57ZM56 140V141H57ZM117 140V139H116ZM63 141V140H62ZM101 141H102V144H101ZM179 141V140H178ZM198 141V140H197ZM234 141V140H233ZM244 141V142H243ZM249 141H251V140H249ZM252 141H254V140H252ZM263 141V142H262ZM219 142V141H218ZM107 143V144H106ZM170 143H172L171 141L170 142H165L164 144V146H166V147H169V145H170ZM175 143V142H174ZM181 143V142H180ZM217 143V142H216ZM220 143V142H219ZM245 143H248V144H245ZM63 144V143H62ZM182 144V143H181ZM250 144H252V145H250ZM222 145V144H221ZM235 145V144H234ZM175 146V145H174ZM211 146H213V145H211ZM89 147V146H88ZM177 147V146H176ZM216 147V146H215ZM229 147V146H228ZM227 147V148H228ZM159 148H162V147H159ZM178 148H180V146H178ZM210 148H211V150H210ZM236 148V147H235ZM166 149V148H165ZM174 149V148H173ZM176 149V148H175ZM174 149V150H175ZM181 149V148H180ZM223 149V148H222ZM228 149H231L230 147L228 148ZM65 150V149H64ZM70 150V149H69ZM73 150V151H74ZM163 150V149H162ZM179 150V149H178ZM217 150V149H216ZM225 150H227V149H225ZM263 150V149H262ZM59 151V150H58ZM71 151V150H70ZM165 151V150H164ZM173 151V150H172ZM180 151V150H179ZM182 151V150H181ZM185 151V150H184ZM223 151V150H222ZM60 152H61V150H60ZM77 152H75V153H77ZM134 150H132V149H130V148H128V147H125L122 151H121V153H123V154H125V155H127V159H129V160H131V162L133 161V158H135V157H137L135 154H134ZM166 152V151H165ZM171 152V151H170ZM174 152V151H173ZM183 152V151H182ZM216 152V151H215ZM214 152V153H215ZM221 152V151H220ZM227 152V151H226ZM234 152V151H233ZM239 152V151H238ZM250 152V153H251ZM262 152V151H261ZM62 153H64V152H62ZM62 153H60V154H62ZM67 153V152H66ZM70 153V152H69ZM168 153V152H167ZM177 153V152H176ZM172 154L170 157H167V158H165V161L163 162V160H160L159 161V163H157V164H155L154 162L155 161H153L154 159H152L151 160V163L149 164L147 161H150L149 159H148V156L146 155V154H144L143 155V157H142V160L143 161H141V164L140 165H143V170H137V173H141V174H144V176H136V174L135 173H133V174H129L127 177H129L128 178V180L130 181V182H133L134 183V190L133 191H135V194H133V196H130V194L128 195L127 194V190L125 189L126 187V185L125 186H122L123 184L122 183H120L119 185H121L120 187H122V188H119V185H117V187H116V190L118 189V191H120V193H119V195H117V194H115V192L113 193V192H111V191H109V189H108V186L110 185H108V186H104V187H102V186H100L99 185V183L97 182V184L95 185H93V186H86L85 188H83L84 189V191H82L81 193H80V195H81V197H82V199L88 204V205H85V206H87L88 208H91V209H93V211L95 210L96 211V213H98V214H100V215H114V214H118V213H120V211H122V210H136L138 213H139V216L141 215V217H143V216H146V215H149L150 213H151V207H154L155 208V206H153L152 204V206L151 205H149L150 204V201L152 200V201H157V198H156V192L158 191V189H159V198L164 194L163 192H165L164 191V188L162 187V186H164V187H166V185H171V184H173L172 186L174 187V189H173V187L172 186H170L169 185V187H172L171 189H169V191H176V190H178L177 188H183V189H187L188 188V185H191L192 184V182H194V184H196V182L198 183V182H202L203 180L201 179V178H198V181H197V177H198V174H199V172L200 171H202V169H206V167H209V162H199V161H195V160H188V159H184V158H182V156H187V155H183V153L182 154ZM210 153H212V152H210ZM224 153H225V151H224ZM235 153H236V151H235ZM249 153V152H248ZM251 153V154H252ZM50 154V153H49ZM56 154V153H55ZM59 154V155H60ZM164 154V153H163ZM230 154H232V153H230ZM234 154V153H233ZM73 155V154H72ZM77 155V154H76ZM83 155V154H82ZM154 155H156V154H154ZM158 155V154H157ZM189 155V154H188ZM205 155V154H204ZM210 155V154H209ZM208 155V156H209ZM242 155V154H241ZM246 155V154H245ZM61 156V155H60ZM59 156V157H60ZM166 156V155H165ZM195 156V155H194ZM203 156V155H202ZM211 156V155H210ZM235 156V155H234ZM236 156H238V155H236ZM243 156V155H242ZM251 156V155H250ZM223 157V156H222ZM226 157V156H225ZM229 157H230V155H229ZM228 157V158H229ZM240 157V156H239ZM246 157V156H245ZM245 157H243V158H245ZM138 158V157H137ZM150 158V157H149ZM233 157L231 156V159H232ZM242 158V159H243ZM160 159V158H159ZM172 159V162L171 163H167L169 160H171ZM193 159H196V158H193ZM204 159H205V156H204ZM208 159V158H207ZM207 159H205V160H207ZM217 159V158H216ZM234 159V158H233ZM240 159V158H239ZM61 160V159H60ZM66 160V159H65ZM188 160V161H187ZM218 160H220L219 159V157H218ZM222 160V159H221ZM223 160H225V159H223ZM251 160V159H250ZM254 160V159H253ZM63 161H64V159H63ZM135 161V160H134ZM157 161V160H156ZM202 161H203V159H202ZM228 161V160H227ZM233 161V160H232ZM236 161H239V160H237L236 159ZM244 161V160H243ZM214 162H215V160H214ZM220 162V161H219ZM224 162V161H223ZM233 162H235V161H233ZM240 162H241V159H240ZM246 162H248V161H246ZM251 162V161H250ZM253 162V161H252ZM255 162V161H254ZM222 162H220V164H221ZM239 163V162H238ZM243 163V162H242ZM225 164V163H224ZM244 164V163H243ZM256 164V163H255ZM263 164V163H262ZM218 165V164H217ZM222 165H223V163H222ZM246 165V164H245ZM250 165V164H249ZM219 166V165H218ZM221 166V165H220ZM227 166V165H226ZM142 167V166H141ZM216 167V166H215ZM228 167V166H227ZM230 167V166H229ZM253 167H255V166H253ZM262 167V166H261ZM224 168V167H223ZM239 168V167H238ZM241 168V167H240ZM215 169V168H214ZM228 169V168H227ZM226 169V170H227ZM229 169H231V168H229ZM236 169V168H235ZM263 169V168H262ZM203 170V171H204ZM207 170V169H206ZM220 170H222L221 169V167H220ZM249 170V169H248ZM99 171V170H98ZM135 171V170H134ZM207 171H209V170H207ZM253 171V170H252ZM255 171V170H254ZM122 172H125V170L124 171H122ZM210 172V171H209ZM226 172V171H225ZM258 172H261L260 170H258ZM231 173V172H230ZM238 173V172H237ZM255 173V172H254ZM253 173V174H254ZM120 174H123V173H118L117 175H120ZM219 174V173H218ZM261 174H264V173H258V175H259V177H261L260 175ZM95 175V174H94ZM125 175V174H124ZM205 175V174H204ZM243 175V174H242ZM246 174H244V176H245ZM250 174H248V176H249ZM215 176V175H214ZM216 176H217V174H216ZM112 177V176H111ZM124 177V176H123ZM247 177V176H246ZM245 177V178H246ZM184 178H187L188 179V181H187V183H185L184 182V184H183V182L181 183H178L180 180H183ZM241 176L240 175H238V176H236L235 177V179L236 180H241ZM248 178V177H247ZM247 178H246V180H247ZM254 178H256V180H257V178H258V176L256 177H254ZM126 179V178H125ZM260 179H262V178H260ZM101 180V179H100ZM105 180V179H104ZM156 180H158L160 183H158L157 184V186H155L156 188H152V187H150V186H154V184H155V182H156ZM160 180H162V181H160ZM205 180V179H204ZM206 180H208V179H206ZM126 181V180H125ZM178 181V182H177ZM227 181V180H226ZM230 181V180H229ZM245 181V180H244ZM255 181V180H254ZM262 181V180H261ZM213 182V181H212ZM211 182V183H212ZM237 182V181H236ZM68 183H69V181H68ZM104 183V182H103ZM125 183V182H124ZM133 183H131V184H133ZM157 183V182H156ZM167 183V184H166ZM235 183V182H234ZM250 183V182H249ZM61 184V183H60ZM67 184V183H66ZM65 184V185H66ZM70 184V183H69ZM181 185L180 187H178V185ZM206 184H208V183H206ZM206 184H202L201 186H198V187H194L195 189H198V190H196L198 193H200V191H201V189H199V187L200 188H203V187H208ZM225 184H226V182H225ZM246 184V183H245ZM261 184V183H260ZM64 185V184H63ZM87 185H89V184H87ZM209 185V184H208ZM246 185H248V184H246ZM245 185V186H246ZM68 186V185H67ZM194 186V185H193ZM220 186V185H219ZM243 186V185H242ZM244 186V187H245ZM263 186V185H262ZM64 187V186H63ZM80 187V186H79ZM133 187V186H132ZM251 187V186H250ZM68 188V187H67ZM128 188V187H127ZM249 188V187H248ZM253 189L255 188V189H258L259 190V187H255V183H254V187H252ZM83 189H81V190H83ZM133 189V188H132ZM132 189H130L129 188V190H131L132 191ZM75 190V189H74ZM227 190V189H226ZM235 190V189H234ZM246 190V189H245ZM248 190H250V189H248ZM57 191V190H56ZM77 191V190H76ZM101 191H103V192H101ZM146 191H148V192H146ZM215 191V190H214ZM230 191V190H229ZM251 191H253V190H251ZM62 192V191H61ZM235 192V191H234ZM241 192V191H240ZM256 192V191H255ZM63 193V192H62ZM118 193V192H117ZM134 193V192H133ZM166 193V192H165ZM195 193V191L193 192V194ZM197 193V194H198ZM206 195H205V201L207 202V200H209V198H210V196L211 195H209L208 194V191H207V188H206ZM236 193V192H235ZM246 193V192H245ZM193 194H191V195H189V196H191V198H188L189 200H188V202H187V205H192V203H193V197L195 196V194L193 195ZM255 195V194H254ZM197 196H199V194L197 195ZM213 196V195H212ZM220 196V195H219ZM110 199H113V200H117V201H119V200H124L126 203H128L130 206H128V205H126L125 207H121V208H118V207H102L106 202H108ZM161 199V198H160ZM185 199H187V198H185ZM211 199V198H210ZM167 199L165 198V200H162V201H166ZM200 200V199H199ZM202 200V199H201ZM221 201V200H220ZM226 201V200H225ZM240 201V200H239ZM161 202V201H160ZM163 203V202H162ZM166 203V202H165ZM164 203V204H165ZM168 203V202H167ZM179 203V202H178ZM197 203V202H196ZM218 203H219V201H218ZM164 204H162V205H164ZM174 205H177V206H179L177 203H173ZM195 204V203H194ZM204 204V203H203ZM206 204V203H205ZM208 204V205H207ZM207 204H206V206L207 207H211V206H213V205H210V202H207ZM157 205H158V203L156 204V207H157ZM173 205V207H175ZM196 205V207H198L199 208V205H197V204H195ZM225 205V204H224ZM244 205H246V204H244ZM167 206V205H166ZM171 206V205H170ZM181 206V205H180ZM201 206V205H200ZM159 207V206H158ZM185 207V206H184ZM192 207V206H191ZM202 207V206H201ZM250 207V206H249ZM160 208H161V206H160ZM163 209V208H162ZM218 209V208H217ZM246 209V208H245ZM153 210V209H152ZM156 210V209H155ZM175 210V209H174ZM180 210V209H179ZM187 209H185L184 210V212L186 211ZM201 210V209H200ZM248 210V209H247ZM250 210V209H249ZM169 211V210H168ZM210 211V210H209ZM235 211V210H234ZM251 211V210H250ZM165 212H166V210H165ZM164 212V213H165ZM175 212H177V210L175 211ZM175 212H173V213H175ZM224 212V211H223ZM222 212V213H223ZM240 212V211H239ZM242 212V211H241ZM240 212V213H241ZM256 212V211H255ZM178 213V212H177ZM233 213V212H232ZM237 213H238V211H237ZM249 213V212H248ZM231 214V213H230ZM160 215V214H159ZM164 215V214H163ZM170 215V214H169ZM234 215H235V213H234ZM239 215V214H238ZM116 216V215H115ZM114 216V217H115ZM176 216V215H175ZM207 216V215H206ZM227 216V215H226ZM232 216V215H231ZM237 216V215H236ZM250 216V215H249ZM254 216V215H253ZM148 217V216H147ZM174 217V216H173ZM172 217V218H173ZM224 217V216H223ZM229 217V216H228ZM234 217V216H233ZM244 217V216H243ZM107 218V217H106ZM168 218H170L169 216H168ZM171 218V219H172ZM192 218H193V216H192ZM231 218V217H230ZM236 218V217H235ZM251 218V217H250ZM253 218V217H252ZM165 219H167V218H161L160 220H162V221H159L158 222V227H156V228H159V231H161L162 229L161 228H163V223H164V221H165ZM178 219V218H177ZM222 219V218H221ZM225 219V218H224ZM170 220V219H169ZM220 220V219H219ZM234 220V219H233ZM233 220H232V222H233ZM253 220V219H252ZM199 221V220H198ZM222 221H223V219H222ZM222 221H220V222H222ZM225 221V220H224ZM238 221H240V220H238ZM256 221V220H255ZM255 221H253V222H255ZM129 222V221H128ZM132 222H134V221H132ZM214 222V221H213ZM243 222V221H242ZM123 223V222H122ZM140 223V222H139ZM145 224H146V222H144ZM195 223V222H194ZM198 223V222H197ZM197 223H195L196 225H194V226H191V224L189 225V224H187V226H188V229L190 230V228L192 227V228H197V233H195V237L194 238H190V237H185L184 236V238L183 239H181V241H187V243H186V245H189L191 242H189L188 240H191V241H193L192 242V244H194L193 246H191V248H194V249H196L195 248V246L196 245H199V244H201V243H203V242H206L208 239H207V237L206 236H204V234H202V233H204V231H212V232H215V230H221V226H219V227H213L212 226V228H210V224L208 225V221H202V222H200V223H203V224H198V226H197ZM223 223V222H222ZM226 223V222H225ZM89 224V223H88ZM118 224V223H117ZM133 224V223H132ZM136 224V223H135ZM143 224V223H142ZM215 224H217V223H215ZM252 224V223H251ZM92 225V224H91ZM120 225V224H119ZM125 225H127L126 227H124L123 226V229H119L118 231H115V230H113V229H107V228H102V232L101 231H99L98 230V228H95V230H96V232H97V234L95 235L94 233H90V235H88V236H92V238L94 237V239H92V241H90L88 244L89 245H87L88 247H95L97 244H100L97 248H100V247H103V248H105L106 247V249L107 250H109V246H119L120 248H121V246L122 247H124V245L123 244H125L126 242L127 243H129L130 245H134V243L137 245V246H142L144 243H146L147 241H149L151 238H150V236L152 235L151 233H149L150 232V230L148 229L147 231H149L148 232V234L150 235L149 236V238L150 239H147L146 237V235H144V232L146 231V229L145 228H142V229H145V230H141V231H143L142 233H143V240H138L140 237H139V228H141L139 225H137V228L138 229H135L137 232L136 233H134V234H130L129 233V231L130 230H128V233H127V231H126V229H132L133 230V228H131L130 226L131 225H128V223L127 224H125ZM134 225V224H133ZM144 225V224H143ZM167 225V224H166ZM185 225V224H184ZM205 225V226H204ZM212 225V224H211ZM224 225V224H223ZM233 225V224H232ZM246 225H247V223H246ZM253 225V224H252ZM257 225V224H256ZM87 226V225H86ZM186 226V225H185ZM186 226V227H187ZM225 226V225H224ZM92 227H94V226H92ZM91 227V228H92ZM118 227H121V226H118ZM142 227H144V226H142ZM147 227L149 228V226L147 225ZM166 226H164V228H165ZM172 227V226H171ZM170 227V228H171ZM225 227H227V226H225ZM234 227H237V226H234ZM250 227V226H249ZM74 228V227H73ZM85 228V227H84ZM90 228V227H89ZM90 228V229H91ZM163 228V229H164ZM223 228V227H222ZM239 228L240 227H238V230H239ZM254 228H256V227H254ZM65 229V228H64ZM74 229H76V228H74ZM73 229V230H74ZM81 229H83V228H81ZM86 229H87V227H86ZM94 228H92V230H93ZM106 230V231H103V230ZM151 229V231H154L155 229H153L152 230V228H150ZM180 229H181V227H180ZM248 229V228H247ZM61 230H63V229H61ZM72 230V229H71ZM89 230V229H88ZM94 230V231H95ZM131 230V231H132ZM157 230V229H156ZM183 230H184V228H183ZM223 230V229H222ZM243 230V229H242ZM77 231V230H76ZM81 231V230H80ZM134 231V230H133ZM158 231V232H159ZM186 231L187 232H189L187 229H186ZM230 231V230H229ZM233 231H234V229H233ZM241 231V230H240ZM244 231V230H243ZM85 232V231H84ZM89 232H91V231H89ZM104 232V233H103ZM108 232H110V234L108 233ZM164 232V231H163ZM166 232V231H165ZM164 232V233H165ZM221 232V231H220ZM224 232V231H223ZM81 233V232H80ZM86 233V232H85ZM112 233H115V235H112ZM133 233V232H132ZM141 233V232H140ZM153 233V232H152ZM167 233H170V234H172V235H170V237L171 236H173V234L174 235H176L177 236V234H176V231H174L173 230V228L172 229H169L168 228V232ZM166 233V234H167ZM184 233V232H183ZM183 233H182V235H183ZM230 233V232H229ZM74 234V233H73ZM75 234H76V232H75ZM86 234H88V232L86 233ZM107 235V238H105L104 237V235ZM145 234H147V233H145ZM159 234H161V233H159ZM220 234V233H219ZM230 234H232V233H230ZM141 235V234H140ZM162 235H165V234H162ZM181 235V236H182ZM208 235V234H207ZM222 235V234H221ZM81 236H82V234H81ZM84 236V235H83ZM86 236V235H85ZM118 236H122L121 238V240H117V237ZM178 236H179V234H178ZM189 236V235H188ZM225 236V235H224ZM224 236L222 235V237H218V240H223V239H225L224 238ZM99 237H102L101 239H99ZM154 236H152V238H153ZM159 237H161L160 235H159ZM214 236L213 235H211V237H209V238H212V239H215V238H213ZM228 237V236H227ZM226 237V238H227ZM261 237V236H260ZM33 238V237H32ZM41 238V237H40ZM40 238H39V240L38 241H40ZM78 238H79V236H78ZM77 238V239H78ZM119 238V237H118ZM129 238H131V239H133V240H135V241H128V239ZM155 238H156V235H155ZM162 238H164V237H162ZM167 237H165V239H166ZM174 238V237H173ZM172 238V239H173ZM186 238H190V239H186ZM234 238L236 239V236H234ZM35 239V238H34ZM38 239V238H37ZM44 239V238H43ZM80 239V238H79ZM86 239V238H85ZM91 239V238H90ZM120 239V238H119ZM245 239H246V237H245ZM42 240V239H41ZM84 240V239H83ZM87 240V239H86ZM156 240H157V238H156ZM155 240V241H156ZM164 240V239H163ZM176 240V239H175ZM178 240V239H177ZM217 240V239H216ZM264 240V239H263ZM80 241H81V239H80ZM152 241H153V239H152ZM180 241V242H181ZM200 241V242H199ZM238 241V240H237ZM81 242H83V241H81ZM150 242V241H149ZM157 243H158V241H156ZM160 242H161V240H160ZM235 241H233V243H234ZM38 243H41V242H38ZM84 243H86V242H84ZM175 243V242H174ZM214 243V242H213ZM249 243H250V241H249ZM256 243V242H255ZM264 243V242H263ZM37 244V243H36ZM36 244H34L32 247H37V245ZM45 244V243H44ZM204 244V243H203ZM235 244V243H234ZM245 244V243H244ZM41 245V244H40ZM80 245H81V243H80ZM145 245H147V246H149L147 243L146 244H144V246ZM157 245V244H156ZM170 245H171V243H170ZM205 245H208V244H206L205 243ZM217 245V244H216ZM86 246V247H87ZM105 246V247H104ZM153 246H154V242H153ZM172 246V245H171ZM176 246V245H175ZM201 246V245H200ZM245 246H247V248L249 247V252H252V254H254L255 252V249H253L252 250V244L250 243L249 244V246L248 245H245ZM39 247V246H38ZM44 247H47V245L46 246H44ZM87 247V248H88ZM136 247V246H135ZM146 247V246H145ZM150 247V246H149ZM177 247V246H176ZM180 247V246H179ZM178 247V248H179ZM202 247V246H201ZM238 247V246H237ZM114 248V247H113ZM119 248V249H120ZM131 248H132V246H131ZM142 248V247H141ZM162 248V247H161ZM173 248V247H172ZM235 248V247H234ZM246 248V249H247ZM124 249V248H123ZM127 249V248H126ZM163 249H164V246H163ZM166 249V248H165ZM177 249V248H176ZM183 249V248H182ZM200 249V248H199ZM257 249V248H256ZM35 250V249H34ZM107 250H106V252H107ZM175 250V249H174ZM173 250V251H174ZM241 250H243V249H241ZM103 251V250H102ZM136 251V250H135ZM144 251H145V249H144ZM171 251V250H170ZM176 251V250H175ZM194 251V250H193ZM208 251V250H207ZM263 253V257H264V249H262L261 250ZM114 252V251H113ZM130 252V251H129ZM133 252H134V250H133ZM162 252V251H161ZM178 252V251H177ZM180 252V251H179ZM178 252V253H179ZM204 252V251H203ZM211 252V251H210ZM121 253H123V252H121ZM125 253H126V251H125ZM139 253V252H138ZM163 253V252H162ZM166 253V252H165ZM181 253V252H180ZM182 253H184V252H182ZM201 253H202V251H201ZM207 253V252H206ZM246 253V252H245ZM259 253V251H257L256 252V254H258ZM107 254V253H106ZM127 254H129V253H127ZM134 254V253H133ZM140 254V253H139ZM141 254H145V252L143 253V250H142V253ZM160 254V253H159ZM177 254V253H176ZM187 254V253H186ZM194 254V253H193ZM192 254V255H193ZM212 254V253H211ZM215 254V253H214ZM114 255V254H113ZM118 255V254H117ZM137 255V254H136ZM135 255V256H136ZM162 255V254H161ZM171 255V254H170ZM195 255V254H194ZM226 255H227V253H226ZM92 256H93V254H92ZM98 256V255H97ZM96 256V258H98ZM110 255H108V257H109ZM125 256H126V254H125ZM138 256V255H137ZM167 256H168V254H167ZM166 256V257H167ZM180 256V255H179ZM178 256V257H179ZM208 256V255H207ZM247 256V255H246ZM260 256V255H259ZM172 257V256H171ZM181 257H182V255H181ZM190 257V256H189ZM195 257V256H194ZM96 258H95V260H96ZM127 258V257H126ZM169 258V257H168ZM197 259H199L198 257H196ZM204 258V257H203ZM253 260H254V256H252L251 257ZM87 259H89V258H87ZM101 259V258H100ZM122 259V258H121ZM210 259V258H209ZM223 259V258H222ZM91 260V259H90ZM94 260V259H93ZM98 260V259H97ZM182 260V259H181ZM183 260H186L185 258H183ZM193 260V259H192ZM205 260V259H204ZM215 260V259H214ZM213 260V261H214ZM245 260V259H244ZM166 261H168L167 259H166ZM165 261V262H166ZM176 260H174V262H175ZM198 260H196V262H197ZM91 262V261H90ZM169 262V261H168ZM193 262V261H192ZM201 262V261H200ZM225 262H226V260H225ZM229 262V261H228ZM245 262V261H244ZM254 262H255V264H264V260H261L260 262L259 261H255L254 260ZM253 262V263H254ZM88 263V262H87ZM150 263V262H149ZM180 263H182V262H180ZM252 263V262H251ZM166 264H168V263H166ZM170 264V263H169ZM241 264V263H240Z\"/></svg>",
    "mask_w": 264,
    "mask_h": 264
}]
</instances>
